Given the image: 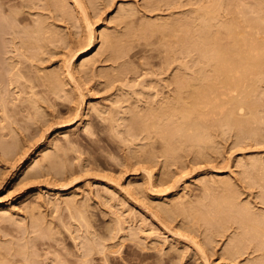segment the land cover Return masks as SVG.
Returning a JSON list of instances; mask_svg holds the SVG:
<instances>
[{
	"label": "rangeland",
	"instance_id": "374dc122",
	"mask_svg": "<svg viewBox=\"0 0 264 264\" xmlns=\"http://www.w3.org/2000/svg\"><path fill=\"white\" fill-rule=\"evenodd\" d=\"M61 1L66 12L61 17L40 7L24 8L31 20L42 14L50 26L42 44L15 47L0 32V207L2 203V210H7L0 212V252H5L1 255L12 257L9 264H22L15 249L20 245L28 247L34 264H257L260 260L264 264L260 250L226 253L232 236L240 231L237 218L219 224L203 213L205 220L189 215L188 219L177 208L202 201L201 207L196 206L208 210V196L222 194L225 180L238 205L247 203L251 211L264 213V183L257 178L264 171V64L247 75V82L255 81L252 98L257 105L246 128L255 135L247 134L246 128L242 133L222 125L220 110L213 105L211 115L210 104V110L204 108L211 116L205 114L208 118L202 121L211 138L205 132L208 140L197 146L204 148L203 154L183 142L182 148L191 149H180L179 159L166 158L154 128L147 133L129 119L138 110L170 99L175 75L190 73L195 66L190 56L177 52L185 46L183 24L166 36L147 23L176 21L179 11L192 19L195 4L181 0L178 8V3L154 0H77L82 9L85 6L82 11L76 0ZM260 2L264 4V0H214L207 2V8L200 5L199 11L210 9L221 20L232 18L241 26L247 21L246 30L264 37ZM122 9L132 13L121 16ZM85 18L91 28H86ZM89 29L94 32L93 45L81 55ZM106 33L118 41L116 54L101 41ZM84 60L82 70L78 64ZM183 61L189 66L184 68ZM228 92L218 101H224L225 108L230 94L237 93ZM236 113L249 115L248 109ZM28 161L31 166L25 169ZM205 184L213 186L212 191ZM32 227L40 229L38 234ZM85 251L89 252L84 257Z\"/></svg>",
	"mask_w": 264,
	"mask_h": 264
},
{
	"label": "bare ground",
	"instance_id": "6f19581e",
	"mask_svg": "<svg viewBox=\"0 0 264 264\" xmlns=\"http://www.w3.org/2000/svg\"><path fill=\"white\" fill-rule=\"evenodd\" d=\"M154 1L155 2L164 1L167 3H171V4L178 3V8L182 5L181 0H154ZM190 1H192V3L195 4L194 7L192 6L190 9L191 12L195 13L194 16L191 17L192 19H190L188 17L190 15L189 14L186 15L184 11H183L184 12L183 14L181 13L183 16L178 15L180 12L178 10L179 11L177 13L178 19H176V21H174V19L173 20L168 19L169 23H166V22H168V20H167L166 22H162V23L161 22H159V23L154 22V24H153V22H152V24H149V23H147V24H148V26H150V27L152 26L153 28H155L154 30H156V29L160 30L166 36L171 35V33H173L178 28V26L182 27V24H183V27L185 28V34H184L183 39H182V42H183L182 45L185 44V46H182L180 49H178L177 52H183L186 54V56H190L191 60H192L191 64L193 66H195V67H193L194 69L191 68L192 72L190 69V73L188 71L184 74L183 73L184 71H182V72L179 71V73H177L175 75V78L173 79L174 84H175L174 85L175 86V92L173 91L174 93L170 99L168 98L167 100H165V101L163 100L162 102L159 101L161 104L158 103L160 105L157 107L155 106V108L150 107L149 109H146V110L144 109V111L138 110L137 113H135L134 116H132L131 120L129 119L131 124H134V125L136 124L138 126H142V129H141L142 131H143V127H145V131L148 130L149 127L152 129L154 128V131H155L154 133H157L159 135V136H157V134H155L157 137H159L158 138L159 142L162 141V143L164 144L162 149H164L163 154H166L167 157L165 155H163V156H165L166 158H168L169 156L171 157L173 155H176V156H178V159H179V157H180L179 154L182 152V150L183 149L185 150L186 148L191 149V147H193L192 149L194 151L196 149L197 150L196 152L198 154L200 153V156H201V154H203V151L200 150L203 147L199 149V148H197V146L199 147V144L201 142L203 143V141L206 142L208 140L207 135H208L209 140H210L211 135L208 132V130H209L208 128L206 129L207 131H205L206 124L202 120H203L204 116L207 119L208 118L207 116L212 115L211 113L213 112L214 107L216 110H218V111L220 110V112H221V118L222 119H220V120H221L222 125L224 123L225 125H229V127L234 126L236 128V130L238 128V132H239V130H241L243 133L245 131L246 126H249V124H248L249 123V116H251L250 119L254 118V116H255L254 115L255 114L254 109L257 105V103L252 98V93L255 91V85H254L255 81L253 78H252L253 80L250 78L248 80L249 81L252 80V81L247 82V75L254 68L255 69L258 68L260 71L261 65L264 64V37H257L254 32H249L248 30H246L245 27L249 26L248 25L249 23H247V21H246V24L244 26H241L240 22L233 20L232 18L226 17L224 20H221L218 13H216L215 11H212L210 9L206 10L205 12L199 11L201 9V6H203L202 7L203 9L207 8L208 7L207 2H214V0H190ZM62 2L63 1H61V0H0V32H1V34L2 35H8L9 36L8 42H11L12 45H14L15 47L19 44L23 47L24 46L25 47L26 46L33 47V46H37V45L42 44V42H44L47 38L45 33L49 32V30L51 28H49L50 26H47L45 24L43 18H40V16L42 14L38 13V14H40V16H38L37 12H36V15L38 17L37 18L35 17V19L31 20L32 18L30 19L27 16V14H24V12H25L24 8L27 10H30V9L33 10L32 8L35 9L36 7H40L39 10L40 9L41 10L47 9L49 11L54 12L56 16L58 14L61 17V15L66 14V12L63 9L64 5ZM91 2H94V0ZM200 2H201V4H200ZM260 3H259V5L262 4V3L261 4ZM76 4H78V1ZM84 7L85 6H83V9H85ZM260 8H261V10H260ZM262 8H264V4H262L261 7L259 6V8H257L258 10L262 11V12H258V13H260V14L264 13V10H262ZM83 9L81 7V10L85 11ZM256 12H257V10H256ZM131 13L132 12H130L129 10H123V11H121L120 15L121 16L122 15L128 16ZM41 17H43V16H41ZM260 17L262 18L261 21H264V14H262V16L260 15ZM123 18H125V17L123 16ZM85 19L88 23L86 25V28H91L89 26L90 22H88L87 18H85ZM85 19H84V21H85ZM31 22H32V26L27 27V24L30 25L29 23H31ZM191 24L194 27L191 28ZM261 26H264V25L261 24ZM219 28H223V29H219ZM87 31H88L87 32L88 35L86 36V40H84L85 44H84L83 48L79 51V53L81 55H84L85 53H87L88 49L93 45L94 32H92L91 29H89ZM54 32H53V34L56 33V32L55 33ZM102 34H103V32H102ZM101 41H103L102 43L105 44L106 47L109 48V50L111 49L110 51L113 52L114 54H116L120 50L119 45L116 43L117 39H116V41L113 40L112 37L107 33L104 34L103 40H101ZM17 48H15V49H17ZM171 55H173L172 52H171ZM71 56H74V53L70 55V58H71ZM117 56H118V54H117ZM85 60L80 61L81 63L78 64L79 68H82V70H83V67L86 63ZM180 63H182V66L184 64V66H183L184 68L189 66V65L187 66L188 61L187 62L183 61ZM191 64H190V66H192ZM7 71L10 72V69H8ZM9 72H7V73H9ZM19 73L20 72L18 71L17 75H19ZM68 74H66V75H68ZM13 75H14V73H13ZM46 79H48V78H46ZM255 79H257V78H255ZM52 81H53V79H52ZM52 81L51 82L48 81V82L52 84L53 83ZM52 85H54V84H52ZM52 85H51V87H52ZM55 88H57V87H55ZM224 89L227 92L228 91L237 92V93H231L230 94L231 98H229L227 101L228 102L227 108L224 107V101L223 100H222L223 103L218 102V101H220V99L223 96H225L224 94H226V91H224ZM233 94L234 95L237 94L239 96V98L238 99L235 98L236 95L234 96ZM226 95H228V94H226ZM210 104L212 105V106H210L211 110L208 107V105H210ZM215 104L217 106H215ZM213 105H214V107H213ZM204 107H207L210 110L209 112L211 115L209 114L208 109L205 110L206 108H204ZM244 109H248V114H249L248 117H246L247 115L244 117H241V116H243V114L242 115L239 114L240 116L237 115L238 113H236V112L239 111L240 113H242V110H244ZM216 110H214V111L216 112ZM134 112H136V110ZM205 114H209V115L206 116ZM77 115H75V116H77ZM201 121H202L203 125H201ZM216 125H218V124H216ZM219 126H220V124H219ZM132 127H133V125H132ZM246 129H247L246 131H248V128H246ZM128 131H129V129H128ZM151 131H153V130H151ZM146 132L149 133L150 131L149 132L146 131ZM205 132L206 133L208 132V134L206 135ZM250 132L251 131L249 130L247 134H250V135L256 134L255 131H252L251 133ZM242 133H240V134H242ZM245 135H246V132H245ZM147 138H148V136H147ZM183 142L185 144L187 142V144L190 145L191 147L190 146L188 147V146H186L187 144L186 145L184 144L185 145L184 147H186V148H182ZM194 146L196 147L195 149H194ZM200 146H202V145L200 144ZM180 149H182V150H180ZM186 150H188V149H186ZM145 151H148V149H146ZM150 153L152 154V151H150ZM205 153H207V152H205ZM205 153H204V155H205ZM148 154H149V152H148ZM146 155H147V152H146ZM204 155H202V156H204ZM175 158H177V157H175ZM50 159L51 158H49V161H50ZM51 162H52V159H51ZM246 163H248V162H246ZM30 164H31V161L29 163H27V165H25L24 168L26 169V168L30 167L31 166ZM52 166H53V164H52ZM250 166L251 167L254 166V164H252V160H251ZM246 167H247V165H246ZM255 167H256V162H255ZM260 167H261V165H260ZM248 168H250V167H248ZM246 169L247 168H245V170ZM257 169H258V167H257ZM259 169H261V168H259ZM262 169H264V166H262ZM249 170H250V172L252 171L251 169H249ZM248 172L249 171H247V173ZM148 173L150 174V171H148ZM250 174H252V173H250ZM35 175H37V171L32 173V176L35 177ZM255 175H252L253 179H254ZM148 176H150V175H148ZM256 176H255V178H256ZM250 177H251V175H250ZM257 178H259L260 182L264 183V171H262V174L260 172L259 177L257 176ZM209 179H211V178H209ZM213 180H214V178L211 179V181H213ZM207 181H209V180H207ZM207 181H205L204 183H206ZM257 181H258V179H257ZM213 182H215V181H213ZM216 182H218V180H216ZM204 183H203V186H204ZM227 183L225 180L222 182L223 187H221L222 189H220V190H222L221 191L222 194H220L218 197H214L216 195V193L212 198L210 196H208L209 197L208 200H210L209 201V207L207 206L208 204L207 205L205 204L209 208L208 210L205 211V210H203L204 208L203 209L199 208V207H201L199 205V203H201V205L203 204L202 201L197 203V204L194 203L195 206H193V203H192V205L190 204V206L188 204H187L188 206H184L183 204H182L183 205L182 206L181 204H178V206H180V207H177V208H179L180 211H182L184 213L182 215H185V216L189 215V216H191L190 218L193 217V218L197 219V217L200 218L203 216L202 219H204L208 216L207 218L209 220H211L212 217L214 216L213 218L214 219L216 218L215 220L220 222L219 224H221V221L224 222V220H227V218H229L230 220H231V217H232V219L237 218L236 220L238 222L236 221V228L239 226L240 229L238 228V231L239 230L240 231L236 232V234L234 236H232V238H231L232 242L230 241V244L228 245L226 253L230 256H234V254H238V253L240 254V253L245 252L246 249H251L252 251H254V250L259 251L260 250L262 257H264V213H255V212L251 211L249 209L250 206H248L247 203L246 204L244 203V205H241V204L238 205L237 201L235 200L236 199L234 196L235 193H234V191L232 192V190L230 188H228L229 185L227 186ZM207 184H208V182H207ZM207 184H205L206 185L205 189L206 188L210 189L211 187H213V186L208 187L209 185H212V183L209 185H207ZM214 186H217V185L214 184ZM262 187H264V186H262ZM209 189H207L208 192H209ZM204 192H206V191H204ZM261 193H262L261 194L262 198H264V191H262ZM205 198H207V197H205ZM202 199L204 200V198H201L200 200H202ZM262 200H264V199H262ZM180 203H181V201H180ZM186 203H187V201H186ZM1 205L3 206L2 203H1ZM196 205H198L199 207ZM2 206L0 207V209H1L0 212L2 211L3 212L2 215H3V214H6L5 212L7 210L3 211L2 209L4 207L2 208ZM167 208H165L166 212L170 213L171 212L170 209H167ZM173 208H176V207L174 206ZM177 208H176V210L178 211ZM162 209H164V208H162ZM81 210L82 209H80V211ZM171 210H173L172 207H171ZM174 210H173V212H174ZM173 212H171L170 215H172ZM177 213H179V212H177ZM203 213H205L207 216L204 217L205 215H203ZM79 214H81V212ZM8 215H9V213H8ZM166 215H168V213ZM173 216H174V214H173ZM189 216H188V219H189ZM216 222H214V225H217ZM38 223H35V224H38ZM237 223H238V225H237ZM209 224L211 225V222ZM212 225H213V223H212ZM219 226L221 227V225H219ZM33 227H32V229H34ZM39 227H41V226H39ZM218 227H216V228H218ZM38 231L35 230V232H37V234H38ZM41 231H42V229H41ZM214 231H217V230L214 228L212 233ZM206 234L208 235V233H206ZM46 235H47V233H46ZM210 235H212V234H210ZM210 235L208 236L207 241L211 240V239H209ZM39 236H40V234H39ZM86 240H88V239H86ZM18 244H20V243H18ZM27 244H29V243H27ZM6 247H7V244H6ZM199 247H200V245H199ZM25 248L26 247L20 246V245L16 246V248H15L16 253H17V255L19 254L18 257L21 256L20 259L22 261L16 260L15 257L17 255L14 257L13 254H16V253H13L12 255H13L15 261H21L22 264H34L35 261L32 259L33 255L31 256L29 254L30 252H28L30 250L26 251ZM4 249L6 250V248H4ZM9 249L11 252L10 246H9V248H7L8 252H9ZM12 250H13V248H12ZM89 251H90V249H89ZM89 251H85L84 253H81L82 256L85 257ZM2 253H5V252H2ZM2 253L0 252V264H9V261L10 262L12 261V259H10L12 257H10V256L8 257L5 254L1 255ZM260 259H261V256H260ZM262 260H264V259H262ZM206 261L207 260H205V263H206ZM259 262H262V261L261 260L258 261L257 264H259Z\"/></svg>",
	"mask_w": 264,
	"mask_h": 264
}]
</instances>
